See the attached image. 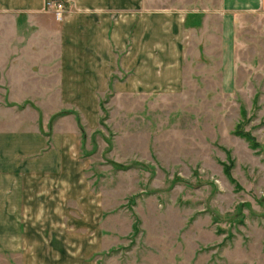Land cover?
I'll return each instance as SVG.
<instances>
[{
	"label": "rangeland",
	"instance_id": "374dc122",
	"mask_svg": "<svg viewBox=\"0 0 264 264\" xmlns=\"http://www.w3.org/2000/svg\"><path fill=\"white\" fill-rule=\"evenodd\" d=\"M146 2L191 11L184 67L165 68L158 92L127 72L94 101L36 78L30 98H0V175L22 174L24 134L33 178L55 174L64 147L84 172L32 180L26 231L41 243L14 264H264V13L253 0Z\"/></svg>",
	"mask_w": 264,
	"mask_h": 264
},
{
	"label": "crops",
	"instance_id": "0c3cea01",
	"mask_svg": "<svg viewBox=\"0 0 264 264\" xmlns=\"http://www.w3.org/2000/svg\"><path fill=\"white\" fill-rule=\"evenodd\" d=\"M48 1L0 0L2 99H14L16 94L30 98L29 85L36 78L39 83L73 85L72 90L62 87L60 99L94 101L103 97L114 81L118 93L117 85L128 83L121 80L127 72H132L128 80L133 77V83L138 82L137 90L141 91L145 83L158 92L159 82L174 74L169 76L165 68L184 67L182 44L191 11L150 10L146 0H60L66 5V14L58 22L47 8ZM253 2L256 10L264 13V0ZM161 90L168 92L167 88ZM26 136L19 139L25 149L19 158L24 160L22 174L0 175V259L8 260L7 264H14L11 261L16 258L27 259L30 245L41 243L40 236L32 237L26 231L25 212L31 210L32 196L39 203L42 193L32 186L31 161L24 157L30 156ZM70 141L67 138L65 145L70 147ZM14 146V138L7 141V150ZM68 150H61L55 174L36 173L33 181L41 180L42 175H52L48 180H54V175H82L78 157L71 156L68 161L65 156ZM1 158L6 163L14 160L9 151Z\"/></svg>",
	"mask_w": 264,
	"mask_h": 264
},
{
	"label": "built area",
	"instance_id": "2783aa9c",
	"mask_svg": "<svg viewBox=\"0 0 264 264\" xmlns=\"http://www.w3.org/2000/svg\"><path fill=\"white\" fill-rule=\"evenodd\" d=\"M47 8L52 10L53 15L56 21H63L66 14V5L63 1L60 0H50L47 3Z\"/></svg>",
	"mask_w": 264,
	"mask_h": 264
}]
</instances>
